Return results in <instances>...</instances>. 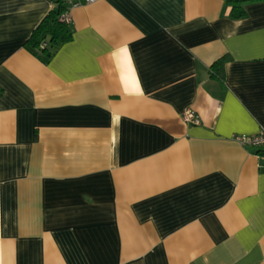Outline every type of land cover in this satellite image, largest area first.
<instances>
[{
  "label": "crops",
  "instance_id": "crops-1",
  "mask_svg": "<svg viewBox=\"0 0 264 264\" xmlns=\"http://www.w3.org/2000/svg\"><path fill=\"white\" fill-rule=\"evenodd\" d=\"M62 3L0 0V264H264V0L80 1L48 58Z\"/></svg>",
  "mask_w": 264,
  "mask_h": 264
},
{
  "label": "trees",
  "instance_id": "trees-1",
  "mask_svg": "<svg viewBox=\"0 0 264 264\" xmlns=\"http://www.w3.org/2000/svg\"><path fill=\"white\" fill-rule=\"evenodd\" d=\"M226 8L229 9V15L233 19H241L244 17L243 4L246 2L262 1V0H223ZM63 10V5L60 4L56 9L51 11L38 27L33 31L28 40V45L33 50H37L40 54L50 57L52 55L51 49L68 42L71 39V31L69 26L63 25L58 22V16ZM48 41V42H46ZM45 42L48 47L40 49L41 43ZM226 58L216 61L211 66V75L214 78L223 80V66L226 63Z\"/></svg>",
  "mask_w": 264,
  "mask_h": 264
},
{
  "label": "built area",
  "instance_id": "built-area-1",
  "mask_svg": "<svg viewBox=\"0 0 264 264\" xmlns=\"http://www.w3.org/2000/svg\"><path fill=\"white\" fill-rule=\"evenodd\" d=\"M82 1L85 5L92 4L98 0H63V10L61 11L60 15L58 16V22L70 26L71 24V17H70V10L79 6ZM46 44L43 42L40 44L39 48L43 49ZM182 120L187 124H199V119L194 115L192 111H185L182 114ZM236 141H238L241 145H246L255 149H262L264 148V130H260L256 135L245 137L239 136L235 137Z\"/></svg>",
  "mask_w": 264,
  "mask_h": 264
}]
</instances>
